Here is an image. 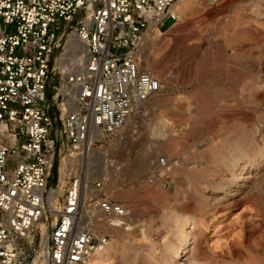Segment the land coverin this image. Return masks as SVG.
<instances>
[{"label": "built area", "instance_id": "1", "mask_svg": "<svg viewBox=\"0 0 264 264\" xmlns=\"http://www.w3.org/2000/svg\"><path fill=\"white\" fill-rule=\"evenodd\" d=\"M178 1L0 0V264H86L109 241L99 225L129 228V211L106 191L125 166L104 145L161 91L141 48L146 33L178 22ZM67 153L74 172L62 168L53 204L50 180L59 184ZM87 163L99 178L89 181ZM148 171L146 185H164L169 158Z\"/></svg>", "mask_w": 264, "mask_h": 264}, {"label": "rangeland", "instance_id": "2", "mask_svg": "<svg viewBox=\"0 0 264 264\" xmlns=\"http://www.w3.org/2000/svg\"><path fill=\"white\" fill-rule=\"evenodd\" d=\"M215 1L183 0L175 25L145 35L142 67L162 89L104 145L125 166L106 191L131 221L105 226L120 243L104 264H168L181 243L175 264H264V0ZM162 155L167 183L146 185Z\"/></svg>", "mask_w": 264, "mask_h": 264}, {"label": "bare ground", "instance_id": "3", "mask_svg": "<svg viewBox=\"0 0 264 264\" xmlns=\"http://www.w3.org/2000/svg\"><path fill=\"white\" fill-rule=\"evenodd\" d=\"M186 1H188V0H186ZM185 2V1H184ZM180 4H183V0H179L175 5H174V10H175V8H178L179 6L178 5H180ZM187 5V4H186ZM178 6V7H177ZM190 7V6H189ZM178 10V9H177ZM183 10V9H182ZM181 12V10L179 11L178 10V12H176V13H180ZM155 32H156V30H155ZM157 33V32H156ZM159 33V32H158ZM152 36V35H151ZM68 43H69V48L71 49V51L72 52H76V51H81V46L79 45V43H77L76 42V39H75V37H73V38H70L69 39V41H68ZM194 46V45H193ZM192 52V51H191ZM70 59V61L71 60H73V58L72 57H70L69 58ZM56 66H58V67H61V68H63L64 66H65V63H63L62 61H60V59L59 58H57V60H56ZM147 66L148 65H146V68H147ZM197 68V67H196ZM148 69V68H147ZM148 70H150V69H148ZM147 70V71H148ZM152 70V69H151ZM149 71V72H153V71ZM167 77V76H166ZM165 77V78H166ZM169 78H171V77H169ZM202 94V93H201ZM205 96V95H204ZM198 99H199V97H197ZM200 100V99H199ZM198 102V101H197ZM198 104V103H197ZM188 109V108H187ZM210 112V111H209ZM208 115V114H207ZM131 116H132V114H130V116L127 118V120L129 119V118H131ZM126 120V121H127ZM125 124H126V122H125ZM125 124L123 125V127L125 126ZM123 127H122V129H123ZM67 155V154H66ZM143 155V154H142ZM245 155H247V154H245ZM72 156V155H71ZM71 157L70 156H66V157H63L62 158V166H61V169H60V172H59V175H60V178H64V173H63V171H62V168L63 167H66L67 166V164H68V166L69 165H71L72 163H71ZM88 167H89V164L87 163L86 164V172H85V175H88L89 173H88ZM181 171V170H180ZM61 183H63L64 184V181H62L61 180ZM242 184V183H241ZM237 186V185H236ZM110 190H113V188H111ZM237 191H238V189H235V190H232V191H227V192H225L226 194L225 195H227V196H229V197H233V196H235L236 195V193H237ZM110 192V191H109ZM62 192H61V190L59 189V191H56V184L51 188V190H50V194H49V197H50V200H51V202H53V204L55 203V202H57V199H56V197H58L60 194H61ZM116 197H118V196H116ZM218 198H220V197H218ZM123 199V198H122ZM208 199H210V198H208ZM212 200V199H211ZM221 216H219V218H220ZM222 219V218H221ZM207 223V222H206ZM107 227V226H106ZM105 227V225H99L98 226V228L100 229H102V231L104 232V234H107L108 233V229ZM207 227V226H206ZM208 228V227H207ZM128 230H130V229H128ZM127 230V231H128ZM208 230V229H207ZM132 231L134 232V233H137L136 231H134L133 229H132ZM142 231V230H141ZM140 231V232H141ZM139 232V233H140ZM143 232H145V230H143ZM143 232H141V234L143 233ZM111 233V232H110ZM109 234V233H108ZM115 234V233H114ZM144 234V233H143ZM189 236H192V233L191 232H189V233H187L186 234V238H188ZM115 239H111L110 240V242H108L107 243V245L105 246V247H103L101 250H98V251H96V252H94L92 255H90V257L88 258V260H87V262H86V264H104L106 261H107V259L109 258V257H111L112 256V254H113V252L115 251V246L116 245H119V243H120V235L119 234H115L114 236H113ZM182 242V241H181ZM180 242V243H181ZM184 246V244L183 243H181V245L179 246H175L174 248H172L171 250H169L167 253H166V255H164V256H166V260H168V259H171L173 256H175L176 258H177V256L179 255V252H180V250H181V248ZM174 258V257H173ZM172 259L168 264H175V262H177V259ZM109 260V259H108ZM36 264H39L38 262H36Z\"/></svg>", "mask_w": 264, "mask_h": 264}, {"label": "water", "instance_id": "4", "mask_svg": "<svg viewBox=\"0 0 264 264\" xmlns=\"http://www.w3.org/2000/svg\"><path fill=\"white\" fill-rule=\"evenodd\" d=\"M54 184H55V174H53L51 178V187H53Z\"/></svg>", "mask_w": 264, "mask_h": 264}]
</instances>
